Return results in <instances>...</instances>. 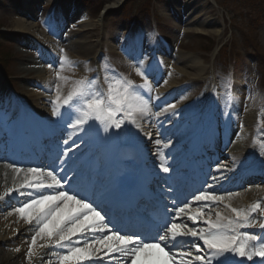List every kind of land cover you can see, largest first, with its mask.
<instances>
[{"label": "rangeland", "instance_id": "rangeland-1", "mask_svg": "<svg viewBox=\"0 0 264 264\" xmlns=\"http://www.w3.org/2000/svg\"><path fill=\"white\" fill-rule=\"evenodd\" d=\"M115 1L107 0L106 5H112ZM200 1L204 7H202V13L198 17L195 16L194 20L204 22L207 34L197 33L193 26L187 25L182 15L177 11L175 6H180L184 0H137L129 7L131 18L135 20V26L130 29L116 25L119 20L115 17L103 21L100 17H93L90 9L99 5L98 0L90 1L89 11L82 7L80 0H0V41L2 42L0 57L6 63V68L0 67V87L9 91L15 105L14 102L18 101L21 96L25 98L20 93V89H30L35 82H39L42 86L47 83L51 85L50 90L47 94L40 91L41 95L38 93L37 98H41L44 93L43 97L50 99V107H60L68 103L69 106L66 110L72 118L90 121L92 126L109 121L113 128L119 129L125 136L124 138L129 140L130 134H133L132 130L136 128L128 126L122 119L129 100L140 87L149 85L148 81L149 78H152L151 76L154 79V74L162 71V68L157 66V61L138 53L143 47L141 49L137 47V38L148 37V40L154 41L156 36L152 29L157 27L160 37L157 38L159 41L155 42L159 55L171 62L175 61L186 72H189L185 68L188 66L187 62H192L195 57V60L206 69V73H211L206 83L211 80L212 83L216 81L217 84H220L216 91L211 90L213 96L204 98L202 102H197L204 95V90H209V87L204 82H192L179 75L173 77L177 81V86L186 90L190 101H195L199 105L189 108L186 117L181 113L178 114L177 117L182 119L177 121L179 123L172 138L166 139L165 142L161 139L162 144L159 146H164L165 153H167L169 146L180 142L183 130L184 133L185 131L190 133V127L198 126V122H202V116H206L205 114L211 110L213 116L210 117V114L209 117H206L209 120H216L219 125L230 131L227 140L228 146L230 143L236 144L237 140L239 142L243 140V151L252 153L259 162H264V78L257 71L259 63L251 58L253 55L255 57L259 55L264 60V23L262 22L263 25L260 29H256L255 25L251 26L256 17L251 18L247 11H241L239 2L235 0H220L223 8H220L214 0ZM79 9L88 14L92 24V27L85 32L76 27L72 28V23L69 20L77 13L78 15L81 13ZM70 12H73L74 15ZM23 13L26 16L31 15V21L36 25L39 33L42 32L44 37L50 40L51 47L59 55L70 59L69 64L72 69L69 67L66 70H61V64L57 66L51 64L47 50L43 49L44 43L39 42V45L36 46L32 41L21 40L17 37L18 30L15 22L18 16H23ZM255 16L257 15L255 14ZM214 21H218L216 23L220 24L219 35L208 33L209 27ZM79 44L82 47L77 46ZM220 47H227L228 59L232 64L234 62L232 56L239 55L241 58L239 70H234L231 64L229 71H225L224 61L218 62L219 56L212 64V54ZM136 53L139 56H136ZM147 54L149 55V53ZM27 56L32 59V64L23 61ZM179 57H186L187 60H180L179 63ZM81 65L86 67L85 71L80 69ZM25 67L40 69L41 75L28 72L19 73ZM199 70L196 71V74ZM50 72H56L62 79L55 81L53 75H51V79L43 77L45 73ZM22 79L25 80L22 81ZM237 85L246 87L245 91L248 90L249 93L244 96V103H249L255 110V123L251 131L245 134L241 130L243 116L240 115L241 112L239 115L235 112L236 107L233 110L234 103L230 96V90H235ZM258 86L263 90L262 96H259V90L255 91ZM57 95L60 96V100L56 98ZM184 118L188 120L183 122ZM129 127L132 130L129 131ZM127 130L130 134L127 133ZM214 133L219 134L218 131ZM226 136L227 131L224 134V137ZM179 151H182V148L178 149L175 154L179 155ZM164 157L166 161L171 160L166 154L163 155V159ZM147 165L156 173H162L167 167L166 163H157L156 161H150ZM45 173L48 174V171L45 170ZM235 195L238 194H203L200 198L211 197L209 199L222 200L224 197L225 200H232ZM45 196L49 200L54 197L46 194ZM40 198H44V196H35V199L39 200ZM197 200L195 197H190L178 207L164 208L169 210L172 217H177L179 215L177 212H185L190 208L194 211L199 205L200 207L207 206L205 203L197 205ZM18 208L19 205L5 207L4 212L0 214V219ZM20 208H22L21 205ZM58 209L60 206L57 207ZM229 209L233 210L232 207ZM249 209L251 214L240 216L246 220L236 224L240 231L236 234L238 235L237 241L232 245L233 255L240 257L244 264L250 263L257 252L263 251L264 253V196L252 197ZM191 210L185 213L188 214ZM235 210L233 212H237ZM184 218H186L184 220L186 225L183 224V226L190 229L191 226L188 223L189 220L194 219V216L189 214ZM259 227L262 228L259 230L260 233L253 231V229L258 231ZM101 240L108 246L116 245L115 247H117L122 244L121 238L114 234H110L109 237L105 236ZM28 241L27 236L14 241H4L5 246H0V251L3 249L4 252H17L21 249L27 256L34 245L32 240L27 243ZM66 248L65 251L54 250L57 253V257L54 259L55 264L68 262L72 253H87L88 251L84 244L66 245ZM187 251L190 253L191 250ZM27 260L31 261L30 258Z\"/></svg>", "mask_w": 264, "mask_h": 264}, {"label": "bare ground", "instance_id": "bare-ground-1", "mask_svg": "<svg viewBox=\"0 0 264 264\" xmlns=\"http://www.w3.org/2000/svg\"><path fill=\"white\" fill-rule=\"evenodd\" d=\"M123 1L116 0L112 4L116 7ZM176 7L187 22L192 21L191 23H194L195 16L198 17L202 13L204 4H201L200 0H184L183 5ZM75 22L74 27L81 30L92 27L89 17L84 13ZM216 22L218 21H214L210 26L211 29L208 33L219 35L221 27ZM195 23L197 25H195L194 30L197 33L207 34V30L203 28L204 22L197 21ZM15 26L18 32L26 34L37 41H42L44 38L42 32L39 33L37 30L36 25L24 16H18ZM77 46L82 47L81 44ZM49 51L51 52L50 57L54 58V61H52L54 65H58V59H60L62 63L61 70H66L69 67L72 69L69 58L59 56L51 46H49ZM26 58L23 61L33 63L30 57L27 56ZM158 59L167 68L164 79L160 83L154 80L148 81L149 85L144 86L130 99V105L122 116L128 126L136 127L135 132L129 127V131L132 130L136 135H131L127 130V133L131 135L129 140L124 138L125 136L122 135L119 129L113 128L109 121L92 126L90 121L80 122L70 115L63 114L64 107H50V99L43 97L44 93H42L41 98H37L38 93L41 95L40 91L48 93L51 85L47 83L42 86L39 82H35L30 89H20V93L26 99L21 96V103L14 102L17 106L13 104L9 92L0 87V113L5 106L7 112L10 111L12 115L10 120L4 118L5 123L9 122L7 127L0 126V214L9 205H12V207L19 205V208L20 205L22 206V208L15 209V211L0 219V246H5L4 241H14L23 236H27L29 241L32 240L34 243L30 254L27 256L21 249L17 252H4L2 249L3 252L0 251V264H55L54 259L57 257V253L54 250L65 251L67 249L66 245L79 244L86 245L87 253H72L69 261L62 264H128L133 253L132 247L127 243L117 247H115L116 245L108 246L101 240L105 236L109 237L110 233L119 230L116 223L109 230L102 229L101 226L106 221L102 219L100 214L89 213L87 208L74 201L79 197L74 189H64L60 194L53 191L54 197L50 200L47 199L45 194L52 188L46 186V182L54 184L55 180H62L64 175L70 172L73 173V178H70L76 182L82 179L81 174H86V179L89 181L94 180L98 171L103 169L100 161L105 162L108 160L106 151L112 148V145H110L112 137L115 139L123 137L122 141H128L133 148L139 146L140 152L135 153L139 156L137 158L139 162L145 163L149 160L163 163L162 154L165 150L164 146L159 145L174 134L175 127L173 123L178 124L173 116L174 112L178 111L177 114L186 113L189 108H195L199 105L190 102L186 90L178 87L177 81L173 77L179 75L195 81L206 76V73H204L206 69L203 68L200 62L193 60L187 62L188 66H185L189 73L180 68L178 64L171 62V60L164 57H158ZM178 60L180 63V60L186 61L187 59L186 57H179ZM79 67L83 71L86 69L84 65ZM198 70L199 72L196 74ZM21 72L41 75L40 69L30 67L21 69L19 73ZM191 72H194V75ZM51 75H53V78L55 77L56 81L62 79L56 72L45 73L43 77L51 79ZM58 96L56 98L60 100L61 98ZM65 106H67L66 103ZM155 106H158V109L155 110ZM253 112L251 106L244 105L243 121L246 130L254 123ZM20 120L21 122L16 126L15 123ZM20 130L37 139L35 146L39 150L38 157L31 155L26 150H21L18 157L12 155L16 141H18L13 139L17 137ZM39 140H43L50 145L43 147L42 143L38 142ZM231 150H234V152L232 153ZM231 150L224 153L221 163L215 166L220 173L221 180L209 191L216 192V194L224 191H235L243 184L246 173L258 169L264 172V162H255L257 159L252 157L253 162L248 164L245 162V154H235V150H240L239 143ZM113 151L117 154L116 150ZM191 152L193 153L194 150ZM93 155L95 156L93 162L97 161L96 166H92ZM153 158L155 159L151 160ZM43 166L51 170L52 173L48 175L42 172ZM118 166L122 167L123 164L120 162ZM105 170L107 173L112 172L110 166L105 167ZM189 172L188 170L186 174ZM194 172L196 173V171ZM161 180H156L154 177V182L157 184ZM263 180L264 176H262L260 182ZM56 185L59 186L58 184L53 186ZM60 185L65 184L61 183ZM237 194L232 200H225L224 197L222 200L218 199L220 202L216 199H209L211 197L208 200L198 199L197 204L207 201V206H198L194 211L191 208L186 209L185 212L191 210L188 214L177 212L179 215L171 220V225L168 224L169 226L165 231L167 234L164 237H166V240L171 239L175 243H179V246L183 249L191 250V254L189 253L191 255L190 259L185 260L184 264H229L231 262L232 259L224 257L223 251L218 249L220 247L225 249L224 245L231 241L232 237L229 230H233L232 233H239L237 222L246 220L238 217L232 211L238 209L245 215L250 212L248 207L244 205L250 204L252 197L264 194V183L248 185ZM36 195H43L44 198L35 199ZM221 195H227V192ZM119 205L120 203L116 201H111V204L107 201L104 205L98 206L106 213L111 211V213H108L109 216L119 213L122 214L124 219L127 212L124 210L122 212ZM58 206H60V209L57 210ZM230 207L233 210L229 209ZM189 214L193 215L194 219L189 220L188 225L191 228L187 229L183 224L186 225L184 217L189 216ZM161 217L164 223L170 220L169 216L164 213ZM119 226L122 227L123 224ZM259 230H262V228ZM157 249H160V246L152 251L155 252ZM169 254L168 257L154 256L152 258L137 255L132 264H181L179 262L181 260L179 259V257L181 258L179 252L173 251ZM28 258L31 261L27 260ZM182 260L184 261V259Z\"/></svg>", "mask_w": 264, "mask_h": 264}, {"label": "trees", "instance_id": "trees-1", "mask_svg": "<svg viewBox=\"0 0 264 264\" xmlns=\"http://www.w3.org/2000/svg\"><path fill=\"white\" fill-rule=\"evenodd\" d=\"M85 1H86L85 3L87 4L88 0H85ZM215 1L221 8H223V4L221 3L220 0H215ZM235 1L239 2L240 7H241V11H247L248 16H250L251 18H253V16L256 17L255 20L253 19L254 21H253L252 25H255L257 29H260V27L264 23V19H262L264 17V0H235ZM131 2H135V0H129L128 4L131 3ZM103 4H104V0H99L98 8L97 9H92V14L94 16L99 14V11H100L101 7L103 6ZM125 10H126V8H125ZM125 13L126 12L122 11L120 13L121 15L118 16V19H120L121 17L125 16ZM255 14L257 16H255ZM107 17H109V16H107ZM233 18L234 17L232 16V19ZM124 20H126L125 22H128V23L133 21V18H131L130 12L128 13L127 17L124 18ZM1 43L2 42L0 41V48H2Z\"/></svg>", "mask_w": 264, "mask_h": 264}]
</instances>
